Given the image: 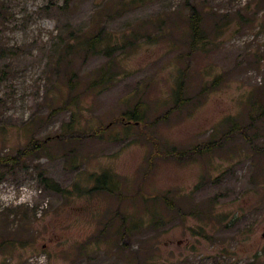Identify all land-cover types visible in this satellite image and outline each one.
Here are the masks:
<instances>
[{"label": "rangeland", "instance_id": "rangeland-1", "mask_svg": "<svg viewBox=\"0 0 264 264\" xmlns=\"http://www.w3.org/2000/svg\"><path fill=\"white\" fill-rule=\"evenodd\" d=\"M99 31L97 55L66 47ZM72 119L84 135L60 141ZM30 140L0 165V264H264V0H0V157Z\"/></svg>", "mask_w": 264, "mask_h": 264}, {"label": "trees", "instance_id": "trees-1", "mask_svg": "<svg viewBox=\"0 0 264 264\" xmlns=\"http://www.w3.org/2000/svg\"><path fill=\"white\" fill-rule=\"evenodd\" d=\"M66 3L67 2H65V4ZM188 11L189 13L186 19L187 29L189 34L188 47L190 51H196L200 47L204 46L203 42L205 40V34L203 31V12L190 4L188 5ZM76 39L78 38L76 37ZM77 41L78 42L75 44V46H73L74 44H72L71 41H69L66 44V47L83 48L87 55L89 54L97 55L101 53L104 49H106L103 47L102 34L100 31L95 34L93 32H84L82 38ZM105 74L106 72H102V70H99L97 72V75H95V77L90 81L89 85L92 87L105 86L107 83L106 82L107 77L105 76ZM68 81L69 82H67V85L70 87V89H72L73 83L71 80ZM184 94H185V79L180 78L178 79V82L173 92V98H174L173 101L175 103L174 104L175 106L179 107L187 102L186 98L184 97ZM145 118H146V112L136 106L132 110L121 115L120 123L121 125H123L125 132H128L131 129H133L134 126L142 124ZM74 125H75V121L74 119H72V121L67 124V129L65 132L66 134L63 135V138L60 141H65L66 138H71V139L79 138L82 137V135H84L81 133L80 130L75 129ZM239 129L241 128L238 125L233 124V127L229 131L227 136L235 134L236 132L239 131ZM221 140L204 142L203 144L195 146L192 149L184 152H176L173 150L163 151L159 149L158 146H155L154 148L156 149L155 151L157 152L158 155L164 156L165 158L171 157L180 161H189L191 159L192 160L195 159V157L197 158V157H202L204 155H208L215 149L219 148L220 144L222 143ZM154 144L156 145V143ZM42 146L43 144H41L40 142H36L35 140H30L28 144L25 146V148L23 150L18 151L15 156L0 157V165H11V164L20 163L24 161L27 157L38 152L42 148ZM40 179L45 185V187H48L50 189L62 193V190H60V188L57 185L53 184L50 180L45 178L43 173L41 174ZM96 183L100 187V189L102 190L108 189V187L112 184L111 175L102 174L98 176L96 178ZM167 203L169 206L172 205L170 201H167Z\"/></svg>", "mask_w": 264, "mask_h": 264}]
</instances>
